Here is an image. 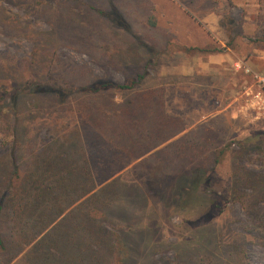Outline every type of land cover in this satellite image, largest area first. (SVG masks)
Wrapping results in <instances>:
<instances>
[{
    "label": "rangeland",
    "instance_id": "1",
    "mask_svg": "<svg viewBox=\"0 0 264 264\" xmlns=\"http://www.w3.org/2000/svg\"><path fill=\"white\" fill-rule=\"evenodd\" d=\"M255 74L264 78V0H0V108L20 118L25 143L38 148L79 123L49 88L101 80L162 92L164 111L185 127L108 181L100 220L116 264H264Z\"/></svg>",
    "mask_w": 264,
    "mask_h": 264
},
{
    "label": "trees",
    "instance_id": "2",
    "mask_svg": "<svg viewBox=\"0 0 264 264\" xmlns=\"http://www.w3.org/2000/svg\"><path fill=\"white\" fill-rule=\"evenodd\" d=\"M135 85L101 80L49 88L79 123L38 148L24 142L20 118L0 108L13 138L11 147L0 141V264H116L115 239L100 220L103 200L111 197L108 181L185 130L164 111L162 92ZM116 93L126 97L115 100ZM12 107L17 111L16 99ZM194 138L189 141L198 143ZM205 171L196 167L191 182ZM187 190L178 189L179 198Z\"/></svg>",
    "mask_w": 264,
    "mask_h": 264
},
{
    "label": "built area",
    "instance_id": "3",
    "mask_svg": "<svg viewBox=\"0 0 264 264\" xmlns=\"http://www.w3.org/2000/svg\"><path fill=\"white\" fill-rule=\"evenodd\" d=\"M234 67L237 69V70H243V71H245L246 73H250L251 72V70L248 68V66H246V64H244L243 62H241V61H237V62H235L234 63ZM256 78H257V80L260 82V83H262V84H264V78H262L261 76H258V75H254Z\"/></svg>",
    "mask_w": 264,
    "mask_h": 264
}]
</instances>
